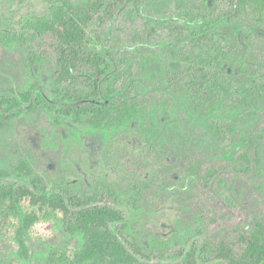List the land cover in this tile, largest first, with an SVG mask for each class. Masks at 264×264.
<instances>
[{
  "label": "rangeland",
  "instance_id": "1",
  "mask_svg": "<svg viewBox=\"0 0 264 264\" xmlns=\"http://www.w3.org/2000/svg\"><path fill=\"white\" fill-rule=\"evenodd\" d=\"M235 2L106 1L109 11L102 24L95 17L88 27L90 43L111 55L113 70L128 71L145 107L140 118L112 130L75 124L65 115L61 92L70 86L62 85L57 92L53 35L37 38L30 47L0 44V97L41 93L45 98L31 109L24 106L0 129V168L11 171L26 159L50 193L70 187L73 194L88 195L98 180L126 192L137 200L135 205L124 198L99 204L122 213L128 226L125 237H134L145 254L141 264H177L191 253L209 264L222 243L241 254V236L248 235L256 221L264 222V12L235 14ZM47 10L48 0H0V33L19 30L26 17ZM195 30L213 33L235 55L221 66L230 92L206 94L203 104L194 93L204 77L185 76V66L170 64L193 46ZM33 50L38 56L29 67ZM85 73L80 88L87 90L92 80L91 73ZM106 84L99 85L100 103L106 98ZM245 93L248 103L236 105ZM142 125L152 129V139L147 140ZM252 137L255 144L245 161L240 155ZM209 170L214 175L206 179ZM9 180L24 183L13 175ZM20 212L38 217L26 235L28 257L19 256L15 240L19 214L4 208L0 263L63 264L50 262V253L72 257L80 247V236L64 229L60 209L32 204L25 197Z\"/></svg>",
  "mask_w": 264,
  "mask_h": 264
},
{
  "label": "trees",
  "instance_id": "2",
  "mask_svg": "<svg viewBox=\"0 0 264 264\" xmlns=\"http://www.w3.org/2000/svg\"><path fill=\"white\" fill-rule=\"evenodd\" d=\"M107 0H85L77 4L73 0H48V10L41 15L26 17L19 30L0 33V44L31 46L37 38L51 34L57 41V73L55 83L57 92L60 86H70L61 92L67 103L65 115L71 117V122L84 124L96 130H112L140 118L144 112V105L134 92L133 81L128 78V71L113 70V58L108 54L97 51L90 43L88 27L96 17L102 20L106 15ZM264 12V0H236L235 14L244 11ZM196 36L193 46L179 59L175 58L170 64L185 66V76L194 73L204 77L203 86L195 89V98L200 104L206 103V94L219 96L230 92V84L225 80V72L221 66L234 59L235 55L226 46L216 41L214 34L205 30H195ZM38 52H30L27 65L32 67ZM236 59V58H235ZM215 69L216 71H212ZM84 70L91 76L92 88H80ZM83 72V73H82ZM85 73V74H87ZM110 73V74H109ZM108 74V75H107ZM210 74V77H209ZM130 77V76H129ZM209 77V78H208ZM105 85L106 98L100 103L99 85ZM194 87V85H192ZM208 91V93H207ZM192 94V93H190ZM98 97V98H97ZM193 97V96H192ZM248 94L236 99V105L248 103ZM194 98V97H193ZM247 100V102H246ZM45 101L41 93H21L17 97H0V129L7 125L10 119L22 111L43 104ZM62 102V101H61ZM14 109H17L14 112ZM7 114V115H6ZM147 140L152 139V129L147 125L141 126ZM264 130V129H263ZM255 138H248L245 148L240 155L249 161V151L255 144ZM255 160L259 155L254 152ZM194 166H189L194 170ZM13 175L24 181L22 185L9 180ZM214 174L207 171L205 178ZM31 187L32 191L28 188ZM73 189L64 187L58 192H48L44 179L37 175L26 159H21L12 170L0 168V213L9 209L19 214V224L15 231V240L19 247V256L28 257L26 235L30 227L36 222L37 215L32 212H20V202L25 197L30 198L32 204L43 202L50 207L63 212V227L70 234L81 238V245L69 257L65 252H51L50 262L63 264H141L145 256L140 245L134 239L128 241L124 235L128 227L122 213L109 205L99 204L105 199L115 201L124 198L131 205L137 200L120 193L111 185L98 180L93 184L88 195L73 194ZM133 199V200H130ZM121 223L120 227L114 226ZM244 244L241 254L236 255L226 244H220L215 251V261L209 264H264V222L256 221L254 228L248 235H242ZM4 264V263H0ZM177 264H203L196 255L189 254Z\"/></svg>",
  "mask_w": 264,
  "mask_h": 264
}]
</instances>
